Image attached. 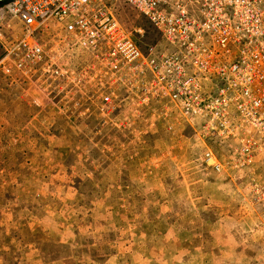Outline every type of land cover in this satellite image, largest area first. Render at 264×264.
<instances>
[{
  "label": "rangeland",
  "instance_id": "obj_1",
  "mask_svg": "<svg viewBox=\"0 0 264 264\" xmlns=\"http://www.w3.org/2000/svg\"><path fill=\"white\" fill-rule=\"evenodd\" d=\"M116 15L160 42L130 5ZM89 84L25 90L0 71V264H264V133L204 142L202 120L151 96L103 114Z\"/></svg>",
  "mask_w": 264,
  "mask_h": 264
},
{
  "label": "built area",
  "instance_id": "obj_2",
  "mask_svg": "<svg viewBox=\"0 0 264 264\" xmlns=\"http://www.w3.org/2000/svg\"><path fill=\"white\" fill-rule=\"evenodd\" d=\"M120 1L145 17L160 42H136L133 31L143 30L120 22ZM5 20L0 71L25 90L57 93L65 81H92L103 114L151 96L191 126L202 120L196 130L204 142L245 144L241 126L264 133V0H12L0 3ZM8 21L19 30L9 41ZM203 156L219 169L209 148Z\"/></svg>",
  "mask_w": 264,
  "mask_h": 264
},
{
  "label": "water",
  "instance_id": "obj_3",
  "mask_svg": "<svg viewBox=\"0 0 264 264\" xmlns=\"http://www.w3.org/2000/svg\"><path fill=\"white\" fill-rule=\"evenodd\" d=\"M12 0H0V2H5V3H7V2H11Z\"/></svg>",
  "mask_w": 264,
  "mask_h": 264
},
{
  "label": "trees",
  "instance_id": "obj_4",
  "mask_svg": "<svg viewBox=\"0 0 264 264\" xmlns=\"http://www.w3.org/2000/svg\"><path fill=\"white\" fill-rule=\"evenodd\" d=\"M1 3V2H0Z\"/></svg>",
  "mask_w": 264,
  "mask_h": 264
}]
</instances>
